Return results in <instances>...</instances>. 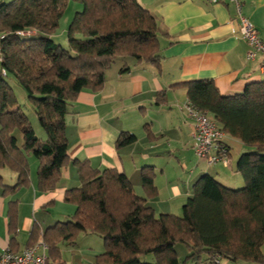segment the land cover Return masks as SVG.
<instances>
[{
    "label": "trees",
    "instance_id": "1",
    "mask_svg": "<svg viewBox=\"0 0 264 264\" xmlns=\"http://www.w3.org/2000/svg\"><path fill=\"white\" fill-rule=\"evenodd\" d=\"M70 1L0 0V32L8 33L1 42L0 195L8 198L31 186L30 155L39 161L40 192L55 189L71 165L80 179V186L64 196L65 203L76 207L71 220L44 232L35 224L27 248L42 241L49 264H64L61 243L73 246L81 234H95L103 240L104 252L94 264H217V257L232 263L264 264V80L235 95L221 94L213 80L173 86L186 89L192 106L208 113L226 135L248 148L236 163L245 184L232 189L205 174L194 184L181 216H157L147 201L159 195L155 168L141 170L146 195L142 197L125 173L72 160L66 117L84 89H104L107 72L119 59L132 58L138 65L160 70L164 57L159 36L164 31L157 16L139 0H72L81 9L69 25L68 48H64L54 36ZM26 29H35L37 35L17 36L16 32ZM127 71L125 65L121 73ZM10 78L26 91L43 136L19 104ZM165 95V91L157 94L156 105ZM145 130L149 141H154L151 127ZM137 141L136 135L122 133L117 149ZM3 170L17 175L15 184L6 182ZM18 215L19 201L9 202L14 252L19 246ZM179 245L189 252L184 259L179 258Z\"/></svg>",
    "mask_w": 264,
    "mask_h": 264
},
{
    "label": "crops",
    "instance_id": "2",
    "mask_svg": "<svg viewBox=\"0 0 264 264\" xmlns=\"http://www.w3.org/2000/svg\"><path fill=\"white\" fill-rule=\"evenodd\" d=\"M139 2L157 16L164 31L159 36L164 57L161 68L138 65L132 58L119 59L107 72L102 91L84 89L71 103L66 117L68 153L72 160H87L95 169H116L125 173L137 195L142 197L146 195L141 170L154 167V183L159 195L147 199L148 205L157 216H181L183 206L193 195L194 184L205 174L212 175L228 188L244 186L243 177L236 172V163L248 148L226 135L225 143L230 150L228 165L210 164L200 159L193 149L194 121L187 111V90L173 86L213 80L221 94H240L249 84L264 80L260 68L262 59L247 60L249 47L241 36V21L232 4H212L208 0ZM242 14L256 26L264 40V0H243ZM125 65L129 71L121 73ZM163 91L166 93L164 101L156 105L157 94ZM147 125L155 136L152 142L147 138ZM122 133L136 135L138 141L118 150L117 142ZM28 159L31 186L8 198L0 195V254L9 247L12 249L9 202L19 201L17 252L27 248L35 224L44 232L58 222L71 220L76 211L74 205L65 203L64 196L67 190L80 186L78 170L69 166L55 189L40 192L39 161L33 155ZM2 173L7 183H16L15 173L9 170ZM42 244L40 241L36 245ZM59 247L64 264H94L97 256L104 252V245L95 234H82L75 245L61 243ZM177 249L180 259L188 256L183 245ZM262 252L264 254V246ZM221 264L247 263L221 261Z\"/></svg>",
    "mask_w": 264,
    "mask_h": 264
},
{
    "label": "built area",
    "instance_id": "3",
    "mask_svg": "<svg viewBox=\"0 0 264 264\" xmlns=\"http://www.w3.org/2000/svg\"><path fill=\"white\" fill-rule=\"evenodd\" d=\"M212 4L228 3L236 7L238 18L241 21V36L248 44L247 60L255 61L261 58V71L264 73V40L259 36V31L256 26L242 14L243 0H208ZM19 37H32L37 35L35 29H26L16 32ZM8 33L0 32V63L1 57V42L6 38ZM5 75V71H3ZM187 111L194 121L193 149L195 154L200 158L207 160L210 164L222 163L229 164L230 154L229 149L225 144L226 134L222 126L217 123L208 113L195 108L190 103L187 106ZM216 263L221 264L219 257L216 258ZM0 264H49L47 255V246L45 244L35 245L31 248H26L21 252H14L10 247L5 249L0 254Z\"/></svg>",
    "mask_w": 264,
    "mask_h": 264
},
{
    "label": "rangeland",
    "instance_id": "4",
    "mask_svg": "<svg viewBox=\"0 0 264 264\" xmlns=\"http://www.w3.org/2000/svg\"><path fill=\"white\" fill-rule=\"evenodd\" d=\"M3 1L8 3L12 0H3ZM76 7L81 8V5H79L77 2L71 0L68 4L66 13L60 22V27L54 36L55 41L58 44H60L61 46H63L64 48H68L67 31H68L69 25L72 22V19L75 15L76 11H78ZM9 82H10L13 90L15 91V94L18 98L19 104L21 105L23 111L29 116V119H31L35 116V118H33L34 120H31V123H33V126L36 127L37 130L39 131L38 134L42 136L43 135L42 129L40 128L38 118L36 117L34 109L32 108V106L30 105V103L27 100L26 91L22 88V86L15 79L10 78ZM22 141L23 140L20 137V144H22ZM79 237H78V239H79ZM100 242H101V245H104L103 240L101 238H100ZM222 261L228 262L227 260H222Z\"/></svg>",
    "mask_w": 264,
    "mask_h": 264
}]
</instances>
